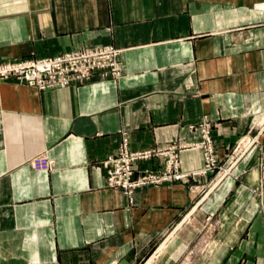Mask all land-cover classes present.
I'll return each mask as SVG.
<instances>
[{"label": "crops", "instance_id": "1", "mask_svg": "<svg viewBox=\"0 0 264 264\" xmlns=\"http://www.w3.org/2000/svg\"><path fill=\"white\" fill-rule=\"evenodd\" d=\"M101 46L119 50V78L0 79V264H264V0H0V62ZM202 124L222 168L260 131L206 198L210 175L131 202L108 186L101 163L123 143L193 144L179 170L204 171Z\"/></svg>", "mask_w": 264, "mask_h": 264}, {"label": "built area", "instance_id": "2", "mask_svg": "<svg viewBox=\"0 0 264 264\" xmlns=\"http://www.w3.org/2000/svg\"><path fill=\"white\" fill-rule=\"evenodd\" d=\"M118 57L119 50L110 46L95 47L93 49L85 48L75 52H68L54 58H48L47 61H49L52 65L45 69V71H42L38 78L32 76L38 71V63H43L44 61L41 62L39 60L35 61L32 59L31 61H27L30 62L27 65H22L21 63H23V61L18 63L15 62L14 64H5L0 67L5 69L4 72H0V79H6L9 76L20 73L21 77L18 80L26 82L29 85L39 86L41 89H46L54 85H62L65 84L66 81H74L77 83H80L81 81H89L90 78L95 75L99 76L101 79H117L120 75V62ZM15 67H18L19 69L15 70ZM203 138V148L205 151L209 152L211 144L207 131H205ZM255 142L256 139H252L250 146ZM187 146L188 145H184V147ZM169 150L167 168H171L173 163L174 166H177V149L174 147ZM247 150L243 152V148V151H240L239 154L242 156V154L246 153ZM154 155L161 156L162 154L154 153ZM151 156V152L148 151L139 152L137 154H128L126 151H122L117 159L114 158L108 160L106 162V166H109L107 173L108 186L110 188H124L125 190L130 187H135L134 183L133 185L131 184V175L134 171L133 166L137 165L139 162L149 160ZM31 165L37 170H50L51 168V162L46 159L36 164L32 161ZM147 176L149 178H146V180L150 184H156L160 179L158 174L155 173ZM145 183L146 181L144 182V180H140L136 186H143Z\"/></svg>", "mask_w": 264, "mask_h": 264}, {"label": "rangeland", "instance_id": "3", "mask_svg": "<svg viewBox=\"0 0 264 264\" xmlns=\"http://www.w3.org/2000/svg\"><path fill=\"white\" fill-rule=\"evenodd\" d=\"M102 47V46H101ZM63 55V54H61ZM61 55H58V56H61ZM54 57H57V56H54ZM54 57H49V58H54ZM31 59V58H29ZM33 60L37 61V60H44V59H37V58H32ZM28 60V59H27ZM18 63V62H21V61H14V62H5V61H2L0 62V67L4 66L5 64H14V63ZM20 73H17L16 75H12V76H9L8 78L6 79H14L15 81H18L20 82V80H18L21 76ZM94 78V77H91L90 80ZM119 78V77H118ZM21 83V82H20ZM23 83V82H22ZM80 83H83V81H81ZM24 84V83H23ZM28 86H34V85H29L28 83H26ZM25 84V85H26ZM208 124H202L199 126L200 128V133L202 134L201 136H203L205 134V131L208 132V135H209V131H208ZM260 133V131L258 130L256 133H254L253 135L251 134V136H243L242 138H240L237 143L235 144V146L232 148L231 150V158H230V162L228 164L227 167L225 168H222L221 166H219L216 162V157L214 155V148L211 144V141H210V144H211V149L209 150V152L205 151V149L203 148V152H204V166L202 168V172H197V173H193V174H187V173H182L180 170H179V152L181 149H185L186 147H184V145H180V144H171V145H168L164 148H154V149H149V150H145V151H130L128 148H127V145L125 143H123L119 150H118V153L114 156H110L108 158H106L102 163H101V166L102 168L105 170V173H106V181H107V173H108V168L109 166L107 167L106 166V162L108 160H111V159H117L120 154L122 153V151H126L128 154H137L139 152H151L152 156L149 158V160H145V162H148V161H151V160H157V165H158V168L156 169H152V168H148V167H144L143 169L140 168L139 166L135 165L133 166L134 167V171L132 172V177H131V184L133 185V183L135 184V187H130L128 188L127 190H125L124 188H113V189H118V190H121L130 200V202L132 201V197H133V193L137 190V189H140V188H143V187H150V186H158V185H161L163 183H166V182H172V181H181V180H184L186 178H188V175H193V176H201V175H210L211 176V179L210 181L208 182L209 183V186L207 188V190H205V192H203L201 199H204L206 198L209 194V191L211 190V187L212 185L217 181V179L219 178V176L224 173L223 175H226L228 176L230 174V170L232 169L233 166H235V164L244 157V155L246 153H244V155L242 154V156L239 154L240 151H243V148H244V145L245 143H250L251 144V140L252 139H256L258 140V134ZM203 142H204V138H203ZM256 143V142H255ZM255 143L253 145H255ZM188 145V144H187ZM193 144L191 145H188V147H191ZM251 145L250 148L253 146ZM174 147H176V152H177V166H174V163L172 164L171 168H167V164H168V161H169V155H168V152L170 151L169 149H173ZM169 150V151H168ZM154 153H161L162 155L161 156H155ZM167 153V154H166ZM176 155V154H174ZM241 156V157H240ZM240 157V159L237 160V158ZM42 160H45L43 157H36L33 159V162L36 164L38 162H41ZM236 161V163L233 165V163ZM228 170V172H226ZM142 171V172H141ZM158 174L159 176V180L156 184H150L147 182L146 178H149L147 175H151V174ZM222 175V176H223ZM221 176V177H222ZM220 177V179H221ZM140 180H144V182L146 181L145 185L143 186H136L138 181ZM140 185V184H139ZM253 194H257L256 190L255 191H252ZM195 207V206H193ZM264 208V203L262 202L261 203V206L260 208ZM193 209V208H192ZM192 215H195L196 214V210H194L192 213ZM190 214V215H191ZM216 219H215V216L214 215H209L207 216V223L211 226H213L215 228V222ZM183 222H181L179 225H178V228H180V226L182 225ZM208 225V227L210 228V226ZM212 227V229H213ZM212 233V231H211ZM173 234V233H172ZM171 235V234H170ZM166 239H169L168 236L165 238L164 242L166 241ZM164 242L162 243V249H160L158 251V254H161V252L167 247V243L164 244ZM157 254V255H158ZM152 258L147 262V264H149L151 262Z\"/></svg>", "mask_w": 264, "mask_h": 264}, {"label": "bare ground", "instance_id": "4", "mask_svg": "<svg viewBox=\"0 0 264 264\" xmlns=\"http://www.w3.org/2000/svg\"><path fill=\"white\" fill-rule=\"evenodd\" d=\"M75 52V51H74ZM32 59H26V60H22L23 61V63H21L22 65H27L28 63H30V62H27V61H31ZM26 61V62H25ZM39 61H44L43 63H38V65H37V73H35L32 77H39L40 76V73H42V71H45V69H47V68H49L52 64L49 62V61H47V59H44V60H39ZM19 68L18 67H15V70H18ZM5 71V69H2V68H0V72L2 73V72H4ZM1 80H3V79H1ZM21 83L23 82V81H20ZM84 82H87V81H84ZM24 84H26V82H23ZM75 84H77V82H74V81H66V83L65 84H62V85H54V86H52V87H49V88H64V87H68V86H71V85H75ZM27 85V84H26ZM35 88H37L38 90H40V91H42V90H46V89H49V88H46V89H41L39 86H34ZM249 146H250V143H245V145H244V151L243 152H245L247 149L249 150L250 148H249ZM242 152V153H243ZM244 155V154H243ZM238 159H240V157L238 158ZM237 159V160H238ZM236 163V161L233 163V165Z\"/></svg>", "mask_w": 264, "mask_h": 264}]
</instances>
